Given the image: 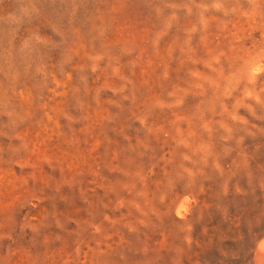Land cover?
Wrapping results in <instances>:
<instances>
[{
  "label": "rangeland",
  "instance_id": "374dc122",
  "mask_svg": "<svg viewBox=\"0 0 264 264\" xmlns=\"http://www.w3.org/2000/svg\"><path fill=\"white\" fill-rule=\"evenodd\" d=\"M264 0H0V264H256Z\"/></svg>",
  "mask_w": 264,
  "mask_h": 264
},
{
  "label": "crops",
  "instance_id": "0c3cea01",
  "mask_svg": "<svg viewBox=\"0 0 264 264\" xmlns=\"http://www.w3.org/2000/svg\"><path fill=\"white\" fill-rule=\"evenodd\" d=\"M254 260L256 264H264V239L260 240L254 251Z\"/></svg>",
  "mask_w": 264,
  "mask_h": 264
}]
</instances>
